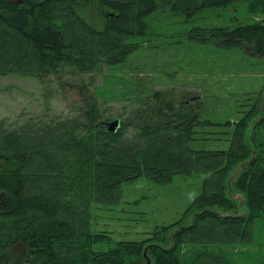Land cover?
Wrapping results in <instances>:
<instances>
[{"label":"trees","instance_id":"1","mask_svg":"<svg viewBox=\"0 0 264 264\" xmlns=\"http://www.w3.org/2000/svg\"><path fill=\"white\" fill-rule=\"evenodd\" d=\"M236 1L0 0V77L20 75L46 84L53 76L58 102L42 117L17 121L16 133L0 120V264H123L126 251L137 253L151 240L170 242L169 249L152 244L157 264H188L179 254L184 244L253 242L254 220L264 217V162L250 160L245 135L254 117L260 119L255 131L264 125V91L234 123L229 149L194 150L191 142L198 138L219 139L199 137V128L233 123L202 121L204 102L182 100L187 92L178 88L158 90L144 81L125 88L132 92L114 102L81 76L125 62L135 49L128 40L144 36L145 19L163 7L193 16ZM192 39L239 46L264 58V24L197 29ZM116 120L120 128L112 132L108 125ZM194 173L205 180L187 211L195 213L193 224L169 239L174 225L157 228L147 241L120 242L122 247L102 255L93 250L109 240L108 234L90 231L93 202H118L122 184L143 176L161 184ZM230 180L237 192H231ZM238 193L245 196V214L236 210ZM203 257L202 264H227Z\"/></svg>","mask_w":264,"mask_h":264},{"label":"rangeland","instance_id":"2","mask_svg":"<svg viewBox=\"0 0 264 264\" xmlns=\"http://www.w3.org/2000/svg\"><path fill=\"white\" fill-rule=\"evenodd\" d=\"M67 9L63 6L62 11L67 12ZM145 20L146 34L128 40L135 49L125 62L111 66L108 71L104 68L96 76L81 75L82 78L91 81L92 89L101 98L114 102L132 92L130 88L127 94L125 88L142 86L144 81L158 90L174 87L187 92L182 100L190 99L195 104L204 102L202 121L233 123L230 127L206 125L199 128V137L219 139L198 138L191 142V148L229 149L234 125L253 108L264 91V58L251 56L239 46L223 48L204 43L192 39V35L197 29L233 31L264 24V0H240L202 10L193 16L163 7ZM62 21L58 20L60 24ZM1 29L4 31L3 27ZM55 82L53 76L48 77L46 84L20 75L0 77V120L7 122V127L16 133L17 121L42 117L48 107L56 105L58 108ZM259 120V115L252 119L245 141L251 149L250 160L258 157L264 162V125L254 129ZM204 180V176L197 173L178 174L172 181L160 184L143 176L122 184L118 202H93L89 212L90 231L109 236V240L104 238L105 241L94 244L93 250L102 255L122 247L120 242L147 241L157 228L174 225L167 236L171 238L175 231L193 224L195 213L188 215L187 211L203 193ZM232 181L230 190L237 192ZM235 196L239 198L235 201L236 210L245 214V196L239 193ZM254 221V238L250 244H184L179 254L188 264L195 261L202 264L205 254L222 258L227 264H264V217ZM160 243L151 240L137 249V253L126 251L123 264H147L144 256L147 250L152 264H157L151 246ZM161 244L165 249L170 247V242Z\"/></svg>","mask_w":264,"mask_h":264},{"label":"water","instance_id":"3","mask_svg":"<svg viewBox=\"0 0 264 264\" xmlns=\"http://www.w3.org/2000/svg\"><path fill=\"white\" fill-rule=\"evenodd\" d=\"M10 1L17 2V3H24L27 0H10ZM106 14L109 17H113L114 16V14H112L110 12H106ZM120 124L121 123H120L119 120H116V121H113V122L109 123V125H108L109 130L112 131V132H116L120 128ZM144 256L147 259V264H152V260L148 257L147 251H145Z\"/></svg>","mask_w":264,"mask_h":264},{"label":"bare ground","instance_id":"4","mask_svg":"<svg viewBox=\"0 0 264 264\" xmlns=\"http://www.w3.org/2000/svg\"><path fill=\"white\" fill-rule=\"evenodd\" d=\"M110 13L114 14L113 12H110ZM114 15H115V14H114Z\"/></svg>","mask_w":264,"mask_h":264}]
</instances>
